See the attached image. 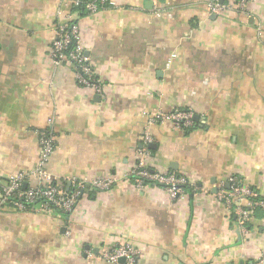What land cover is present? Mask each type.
<instances>
[{"label": "crops", "instance_id": "0c3cea01", "mask_svg": "<svg viewBox=\"0 0 264 264\" xmlns=\"http://www.w3.org/2000/svg\"><path fill=\"white\" fill-rule=\"evenodd\" d=\"M75 1L0 0V179L115 183L84 192L66 216L0 210V264H113L102 250L127 242L137 264H261L264 209L245 236L217 193L235 177L264 200V0L221 15L211 0H106L81 17ZM76 19L103 96L51 57L57 26ZM178 110L200 119L152 122ZM44 131L55 149L33 174ZM141 162L190 190L137 188Z\"/></svg>", "mask_w": 264, "mask_h": 264}, {"label": "built area", "instance_id": "2783aa9c", "mask_svg": "<svg viewBox=\"0 0 264 264\" xmlns=\"http://www.w3.org/2000/svg\"><path fill=\"white\" fill-rule=\"evenodd\" d=\"M248 0H211L208 4V11L212 14H223L227 10L235 8L239 11L246 9ZM75 14H79L81 6L89 15L97 14L105 8L106 0H76L74 4ZM57 37L51 48V57L56 64L70 65L79 85L94 88L99 95L104 94L103 81L96 75L90 59L80 49V31L77 19L71 20L67 24L57 26ZM75 44L73 47L72 45ZM157 120H171L176 125L188 128L192 125L194 114L189 111L178 110L166 116H158ZM39 141L42 151L40 168L33 174H43L44 167L49 162L55 149L53 136L44 131L39 132ZM143 148L139 150L140 156H149V145L153 139L149 134L142 138ZM31 175L19 173L8 178L5 182L0 179V210L9 208L19 212H41L51 215H68L77 207L81 197L86 191L103 192L110 190L115 183V179L93 180V181H72L70 188L66 185L44 184L42 186H28ZM135 186L143 189L147 186H159L165 188L174 198H178L186 193L188 182L186 178L177 174L162 175L148 169L142 162L133 170L129 178ZM228 190L221 189L217 193L219 200L234 212L237 229L245 236L250 232L249 223L254 213L258 209H264V200L252 188L247 187L242 180L232 178L229 181ZM27 185L26 188L24 186ZM194 189H197L194 187ZM248 202L244 206L242 201ZM140 257V250L133 243L127 242L114 248L104 249L100 258L108 263L137 264ZM264 264V257L261 259Z\"/></svg>", "mask_w": 264, "mask_h": 264}, {"label": "trees", "instance_id": "16d2710c", "mask_svg": "<svg viewBox=\"0 0 264 264\" xmlns=\"http://www.w3.org/2000/svg\"><path fill=\"white\" fill-rule=\"evenodd\" d=\"M79 11H80V12H79V13H80V14H79L80 17H81V16H86V15H88V12L85 10V7H84V6H81ZM72 46L74 47L75 44H73ZM159 186H160V187H163L162 185H159ZM185 189H186V191H188V190H190V187L186 186Z\"/></svg>", "mask_w": 264, "mask_h": 264}, {"label": "water", "instance_id": "95a60500", "mask_svg": "<svg viewBox=\"0 0 264 264\" xmlns=\"http://www.w3.org/2000/svg\"><path fill=\"white\" fill-rule=\"evenodd\" d=\"M193 119H194L196 122H198L200 118H199L198 116H194ZM68 186H70V185H68ZM26 187H27V185L24 186V188H26ZM68 189H69V188H68Z\"/></svg>", "mask_w": 264, "mask_h": 264}]
</instances>
